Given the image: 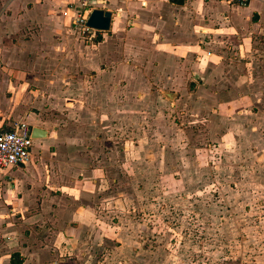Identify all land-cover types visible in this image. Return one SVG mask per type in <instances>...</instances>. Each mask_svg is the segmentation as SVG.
Here are the masks:
<instances>
[{
  "label": "crops",
  "instance_id": "0c3cea01",
  "mask_svg": "<svg viewBox=\"0 0 264 264\" xmlns=\"http://www.w3.org/2000/svg\"><path fill=\"white\" fill-rule=\"evenodd\" d=\"M71 1L0 0V126L43 130L24 164L0 170V264H76L112 239L107 215L134 204L123 137L138 133L141 104L183 94L199 113L255 105L264 119V61L252 59L264 56V0H91L111 20L87 42Z\"/></svg>",
  "mask_w": 264,
  "mask_h": 264
},
{
  "label": "rangeland",
  "instance_id": "374dc122",
  "mask_svg": "<svg viewBox=\"0 0 264 264\" xmlns=\"http://www.w3.org/2000/svg\"><path fill=\"white\" fill-rule=\"evenodd\" d=\"M91 34L76 33L86 42ZM199 79L188 72L185 88L195 91ZM186 97L141 104L149 112L140 109L138 133L123 137L134 146V165L123 170L133 208L109 213L112 239L76 264H264V119L250 117L255 105L199 113Z\"/></svg>",
  "mask_w": 264,
  "mask_h": 264
},
{
  "label": "built area",
  "instance_id": "2783aa9c",
  "mask_svg": "<svg viewBox=\"0 0 264 264\" xmlns=\"http://www.w3.org/2000/svg\"><path fill=\"white\" fill-rule=\"evenodd\" d=\"M91 0H72L69 8L75 11L70 27L77 34H91L93 28L86 24V18L90 11ZM236 5H245L249 0H225ZM92 35V34H91ZM31 128L24 122L14 121L5 126H0V170H6L14 166L24 164L30 155L33 143Z\"/></svg>",
  "mask_w": 264,
  "mask_h": 264
},
{
  "label": "water",
  "instance_id": "95a60500",
  "mask_svg": "<svg viewBox=\"0 0 264 264\" xmlns=\"http://www.w3.org/2000/svg\"><path fill=\"white\" fill-rule=\"evenodd\" d=\"M111 20V11L103 8H91L87 18H86V24L94 28L96 30L100 31H106L109 29ZM43 130L37 127L31 128V136L33 138L41 137L43 134Z\"/></svg>",
  "mask_w": 264,
  "mask_h": 264
},
{
  "label": "trees",
  "instance_id": "16d2710c",
  "mask_svg": "<svg viewBox=\"0 0 264 264\" xmlns=\"http://www.w3.org/2000/svg\"><path fill=\"white\" fill-rule=\"evenodd\" d=\"M171 1H174V2H181L182 0H171ZM11 264H17L16 262H12Z\"/></svg>",
  "mask_w": 264,
  "mask_h": 264
}]
</instances>
